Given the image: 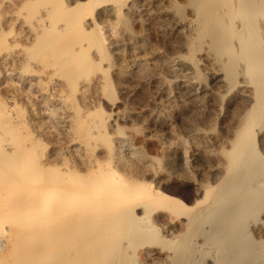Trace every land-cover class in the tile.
I'll list each match as a JSON object with an SVG mask.
<instances>
[{
  "label": "bare ground",
  "instance_id": "obj_1",
  "mask_svg": "<svg viewBox=\"0 0 264 264\" xmlns=\"http://www.w3.org/2000/svg\"><path fill=\"white\" fill-rule=\"evenodd\" d=\"M145 253L264 264V0H0V264Z\"/></svg>",
  "mask_w": 264,
  "mask_h": 264
},
{
  "label": "snow or ice",
  "instance_id": "obj_2",
  "mask_svg": "<svg viewBox=\"0 0 264 264\" xmlns=\"http://www.w3.org/2000/svg\"><path fill=\"white\" fill-rule=\"evenodd\" d=\"M140 99H141V100H147L148 97L145 96V97H141ZM157 99H159V97H157ZM127 103L132 104V103H133V100L129 99V100L127 101ZM144 264H152V262H151V258L148 256L147 253H145Z\"/></svg>",
  "mask_w": 264,
  "mask_h": 264
},
{
  "label": "rangeland",
  "instance_id": "obj_3",
  "mask_svg": "<svg viewBox=\"0 0 264 264\" xmlns=\"http://www.w3.org/2000/svg\"><path fill=\"white\" fill-rule=\"evenodd\" d=\"M152 38H151V40L152 41H154V40H156L155 38H154V36H151ZM159 128H155V130H157L158 132H163V131H165V128H163V129H159Z\"/></svg>",
  "mask_w": 264,
  "mask_h": 264
}]
</instances>
